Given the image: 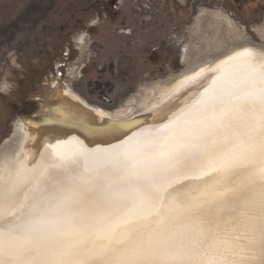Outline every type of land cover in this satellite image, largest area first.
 I'll return each instance as SVG.
<instances>
[{
	"label": "bare ground",
	"instance_id": "1",
	"mask_svg": "<svg viewBox=\"0 0 264 264\" xmlns=\"http://www.w3.org/2000/svg\"><path fill=\"white\" fill-rule=\"evenodd\" d=\"M189 29L184 68L114 110L54 74L29 94L0 143V264H264V22Z\"/></svg>",
	"mask_w": 264,
	"mask_h": 264
},
{
	"label": "rangeland",
	"instance_id": "2",
	"mask_svg": "<svg viewBox=\"0 0 264 264\" xmlns=\"http://www.w3.org/2000/svg\"><path fill=\"white\" fill-rule=\"evenodd\" d=\"M202 8L223 11L261 41L253 27L264 22V0H23L0 18V79L10 74L16 84L0 93V143L14 119L37 110L29 94L48 75L73 78L89 102L114 110L146 83L178 73L185 45L200 43L189 28ZM83 29L90 48L72 40Z\"/></svg>",
	"mask_w": 264,
	"mask_h": 264
},
{
	"label": "clouds",
	"instance_id": "3",
	"mask_svg": "<svg viewBox=\"0 0 264 264\" xmlns=\"http://www.w3.org/2000/svg\"><path fill=\"white\" fill-rule=\"evenodd\" d=\"M98 19H92L87 22V26H95L98 23ZM72 40L77 45L84 46L85 48H90L91 45V39L90 34L86 29L80 30L77 33H74L72 36ZM12 66L15 68H19L20 65L16 64L15 60L11 61ZM10 75V74H8ZM8 75H5L2 79H0V93L3 94H10L12 90L16 87V84L14 81L10 80L8 78Z\"/></svg>",
	"mask_w": 264,
	"mask_h": 264
},
{
	"label": "crops",
	"instance_id": "4",
	"mask_svg": "<svg viewBox=\"0 0 264 264\" xmlns=\"http://www.w3.org/2000/svg\"><path fill=\"white\" fill-rule=\"evenodd\" d=\"M22 3L23 0H0V18L4 14L19 12Z\"/></svg>",
	"mask_w": 264,
	"mask_h": 264
},
{
	"label": "snow or ice",
	"instance_id": "5",
	"mask_svg": "<svg viewBox=\"0 0 264 264\" xmlns=\"http://www.w3.org/2000/svg\"><path fill=\"white\" fill-rule=\"evenodd\" d=\"M55 78H56V77H55V76H53V80H55ZM61 86H62V88H63V84H62V82H61Z\"/></svg>",
	"mask_w": 264,
	"mask_h": 264
},
{
	"label": "flooded vegetation",
	"instance_id": "6",
	"mask_svg": "<svg viewBox=\"0 0 264 264\" xmlns=\"http://www.w3.org/2000/svg\"><path fill=\"white\" fill-rule=\"evenodd\" d=\"M221 11V10H220Z\"/></svg>",
	"mask_w": 264,
	"mask_h": 264
}]
</instances>
